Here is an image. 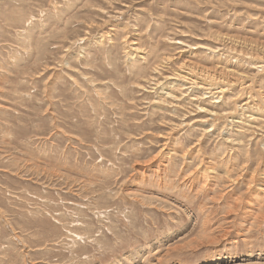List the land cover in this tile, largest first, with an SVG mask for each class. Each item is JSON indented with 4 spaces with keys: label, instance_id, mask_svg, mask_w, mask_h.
I'll use <instances>...</instances> for the list:
<instances>
[{
    "label": "rangeland",
    "instance_id": "1",
    "mask_svg": "<svg viewBox=\"0 0 264 264\" xmlns=\"http://www.w3.org/2000/svg\"><path fill=\"white\" fill-rule=\"evenodd\" d=\"M255 47L264 0H0V264H264L262 175L248 188L256 164L220 155L237 129L201 142L205 124L186 125L210 119L201 101L171 110L151 85L157 66H230L246 80L229 75L228 103L260 102L248 144L264 127Z\"/></svg>",
    "mask_w": 264,
    "mask_h": 264
},
{
    "label": "bare ground",
    "instance_id": "2",
    "mask_svg": "<svg viewBox=\"0 0 264 264\" xmlns=\"http://www.w3.org/2000/svg\"><path fill=\"white\" fill-rule=\"evenodd\" d=\"M136 26V25H135ZM107 38V37H106ZM191 38V37H190ZM213 39V38H212ZM129 40V39H128ZM215 40V39H214ZM229 40V39H228ZM219 41V40H218ZM226 42V39H220V43L221 44H227ZM237 42V41H236ZM235 41H231L229 42L230 46L232 47H237V43ZM217 43V42H216ZM241 43V42H240ZM179 44V43H178ZM184 44V43H183ZM242 44V43H241ZM245 44V43H244ZM180 45V44H179ZM220 45V44H219ZM135 46V45H134ZM137 46V45H136ZM139 46V45H138ZM223 46V45H221ZM246 46V45H245ZM244 46V47H245ZM129 49V53H130V57L132 59H130L131 61L137 59V61H142L144 59L146 53L140 51L138 49V51L136 52V49L133 48V45ZM127 47V48H128ZM197 47V46H196ZM196 47H193L194 50H198V48ZM224 47V46H223ZM222 47V49H223ZM240 47V46H239ZM248 47V46H247ZM246 47V48H247ZM251 49L250 50H253L254 47L252 45H250ZM206 48V47H204ZM202 47V49H204ZM238 48V47H237ZM249 48V47H248ZM126 49V48H125ZM188 49V47H187ZM208 49V48H207ZM217 49V48H216ZM219 49V48H218ZM230 49L232 48H229V51H231ZM186 50V49H185ZM200 50V49H199ZM128 51V49H127ZM192 51V50H191ZM209 51V50H208ZM256 51V52H255ZM211 52V51H210ZM253 52V51H252ZM254 54L255 55V58L253 59L251 57V59H253L255 62H254V67L253 69L255 70V73L258 74V70L257 68L259 69H264V56H260L261 54H264V49H257L255 47V50H254ZM128 53V52H126ZM213 53V52H211ZM219 53V52H218ZM241 53V52H240ZM224 54V53H223ZM237 54V53H236ZM246 54V53H245ZM214 55V54H213ZM194 56H195V53H194ZM197 56V55H196ZM193 57V56H192ZM166 62H165V65L169 63V58L168 59H165ZM224 60V59H223ZM176 61V60H175ZM230 65V63H229ZM168 67V66H167ZM180 70L178 71V73H171V74H168V75H163V73H161V70L163 69L162 67H159L157 66L154 70L155 72L159 75V79H153L151 80V85L153 86H156V90L162 94V95H167L166 99H164L162 101L163 105L165 106H168L169 108L168 109H175V110H178L180 109L181 107H183L184 105L182 104L184 101L185 102H189V103H192V102H200L199 104L195 105V112H197L198 114H206V117L207 118H210L207 122V119L206 120H201L199 119V122L198 121H195L193 122L192 124H186V125H189L190 127H192L193 125H195L196 123H199V124H205L203 126V135L201 137V142H202V139H206V138H209L213 135L215 129H216V126L219 127V122L220 120H224V121H227V127H234L236 128V136H234V134L232 135L233 131L232 130H227V132H230L231 133V136L229 138H226V139H223V145H225V150H226V153H225V150L223 151V154H220L221 157H223L222 161L228 157V159L232 160L234 159L235 161L237 160V158H234L235 155L237 154H241V153H245L246 154V157H245V160L246 159H249L252 160V163L253 165L256 164V167L253 169L252 173L250 174V178L247 180L249 181V183H247V186L248 188L250 186L252 187H256L257 186V181H258V178H263V181H264V165H261V163L259 161H255L254 159V150H253V141H255V138L254 136L256 134H258L257 132H260V131H264V127H257L258 130L257 131H252L253 134L252 136L250 137L249 141L247 142L248 144H244V141H241L243 138L241 136V134L243 133L242 131L244 130L243 127H240L239 125L240 124H246V123H251V124H255V121H257V119H255L253 117H249L248 115L246 114H242V112H246V111H243L244 108L246 107L247 109H251L252 111L257 110L260 106V102H258L259 104L257 105H254L253 106V101L257 98H254L253 95L252 97H249L248 101H246V103H241L242 105L240 106V103L239 105L234 104V103H231L227 101V97H226V94L229 93L230 91V86L233 87L234 83H231L228 82L227 78L229 77V75L235 77L239 80H244L246 77H242L241 74H238L237 73H234L235 70L234 69H231V67H223V68H220L221 71L220 73H218V71H209L208 69H205V68H201L197 65H194V64H190L189 62L182 65L181 67H179ZM141 70V69H140ZM164 71V70H163ZM258 71V72H257ZM143 72V71H142ZM238 72V71H236ZM141 73V72H140ZM142 74V73H141ZM254 74H252L253 76ZM256 75V74H255ZM137 76H140L137 75ZM136 78V77H135ZM141 78V77H139ZM153 78V77H152ZM248 79V82H251V84L254 83V81H251L252 79H249V77H247ZM229 79V78H228ZM92 80V79H91ZM141 80V79H140ZM146 80V79H145ZM246 80V79H245ZM230 81V80H229ZM145 82V81H144ZM149 82V81H148ZM232 82V81H231ZM153 83V84H152ZM95 85V84H94ZM145 85V84H144ZM231 87V88H232ZM243 87V86H242ZM245 87V86H244ZM247 87V86H246ZM250 87V86H249ZM141 88V87H140ZM180 90L179 93H180V97L176 96L174 93L175 91L174 90ZM248 90V89H247ZM250 91V90H249ZM245 92V91H244ZM257 92V91H256ZM170 93H172L173 95H171ZM186 94V95H185ZM182 95V96H181ZM240 95V94H239ZM248 95V94H247ZM176 96V97H175ZM193 97V98H191ZM239 97V96H238ZM262 98V97H261ZM240 99V98H239ZM244 99V98H243ZM161 100V99H160ZM245 100V99H244ZM204 102H208L207 104H212L215 106V108H223L224 106H230L231 110L233 113H228V112H223L224 114H218L216 113L215 111H208L205 109L204 106H202V104ZM240 102H243V101H240ZM161 102H157V104H162ZM192 105V104H191ZM194 107V106H193ZM164 108V107H163ZM214 109V107H212ZM162 109V108H161ZM182 109V108H181ZM184 112H187V111H184ZM240 114H242L240 116ZM242 117V118H237V117ZM246 116V117H245ZM186 117V116H185ZM245 118H248V119H245ZM185 120V119H184ZM246 120V122L244 121ZM211 121V122H209ZM244 121V122H243ZM206 124H208L206 126ZM181 125H185V124H181ZM201 125V127H202ZM226 125V124H225ZM247 126V125H246ZM185 127V126H184ZM225 127V126H224ZM227 129V128H226ZM225 129V130H226ZM223 130V131H225ZM248 132V130H247ZM224 133V132H223ZM264 134V132H262ZM259 135V134H258ZM227 136V135H226ZM262 137V136H261ZM233 138H237L236 140H234ZM231 139V140H230ZM261 141V140H260ZM200 142V141H198ZM196 142V143H198ZM258 143V142H256ZM262 145V144H261ZM263 145H264V142H263ZM263 150H264V146L262 147ZM189 151V150H188ZM191 151V150H190ZM200 151V150H198ZM197 151V152H198ZM186 153V151H185ZM225 153V154H224ZM171 154V153H170ZM176 155V154H175ZM231 155V156H230ZM212 159V158H210ZM171 161V160H170ZM203 161V160H202ZM225 162V161H224ZM212 165H214L212 163V160L208 161L207 162V166L208 167H205V171L208 172V168L211 169V170H215L216 168L218 167H213ZM222 165V164H221ZM241 174L243 173V175L247 174L248 172H246L248 169H249V163L248 164H244L242 165L241 167ZM226 175L229 174V171L227 170L226 168ZM198 172V171H197ZM195 174H196V171H195ZM198 175V174H197ZM201 175V174H200ZM203 175V174H202ZM197 178V177H196ZM209 178V177H208ZM214 180H215V177H213ZM207 179V178H206ZM210 179V178H209ZM221 179V178H220ZM195 180V179H194ZM193 180V181H194ZM219 180V179H218ZM234 180V179H233ZM241 181H243V177L242 179H235L234 181L231 180L232 183H235L237 182L240 183ZM208 182V181H207ZM193 183V182H192ZM206 183V182H205ZM264 183V182H262ZM260 183L262 186H261V191L264 192V185ZM231 193V192H230ZM254 200V199H253ZM255 203V202H254ZM256 204V203H255ZM251 206H253V204H250ZM252 210V209H251ZM250 216V215H249ZM205 224V223H204Z\"/></svg>",
    "mask_w": 264,
    "mask_h": 264
}]
</instances>
